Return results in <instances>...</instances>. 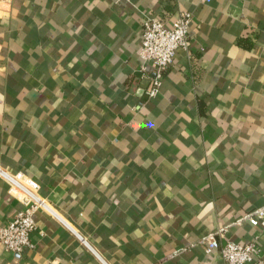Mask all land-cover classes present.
<instances>
[{"label":"crops","instance_id":"crops-1","mask_svg":"<svg viewBox=\"0 0 264 264\" xmlns=\"http://www.w3.org/2000/svg\"><path fill=\"white\" fill-rule=\"evenodd\" d=\"M180 12L148 101L142 22ZM0 167L54 212L0 264H224L199 244L218 230L264 264V0H0ZM22 208L0 179V226Z\"/></svg>","mask_w":264,"mask_h":264},{"label":"built area","instance_id":"built-area-1","mask_svg":"<svg viewBox=\"0 0 264 264\" xmlns=\"http://www.w3.org/2000/svg\"><path fill=\"white\" fill-rule=\"evenodd\" d=\"M191 20V13L180 12L169 23L151 16L145 17L142 22L138 57L141 71L151 73L145 90L148 101L158 98L164 73L172 65L176 51L189 48ZM144 105V102H139L133 109L139 112ZM0 179L8 185L10 195L23 206L8 224L0 226V245L7 252L20 254L26 248L32 247L31 234L36 230L35 213L54 212L41 196L39 184L24 172H10L0 167ZM245 219L251 226L264 229V207L254 210L245 216ZM222 232L218 230L199 240L206 255L210 256L216 251L224 264H259L260 249L257 242L246 244L229 240L221 242L218 239ZM80 239L83 244L88 245L85 240Z\"/></svg>","mask_w":264,"mask_h":264},{"label":"trees","instance_id":"trees-1","mask_svg":"<svg viewBox=\"0 0 264 264\" xmlns=\"http://www.w3.org/2000/svg\"><path fill=\"white\" fill-rule=\"evenodd\" d=\"M241 44L245 47H250L252 44L249 41L241 40Z\"/></svg>","mask_w":264,"mask_h":264}]
</instances>
